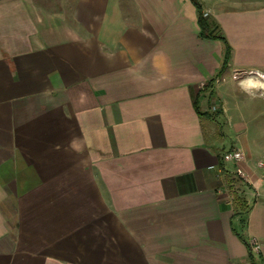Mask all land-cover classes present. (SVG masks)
Segmentation results:
<instances>
[{
  "label": "crops",
  "instance_id": "obj_1",
  "mask_svg": "<svg viewBox=\"0 0 264 264\" xmlns=\"http://www.w3.org/2000/svg\"><path fill=\"white\" fill-rule=\"evenodd\" d=\"M197 1L217 77L192 0H0V264H264V0Z\"/></svg>",
  "mask_w": 264,
  "mask_h": 264
},
{
  "label": "trees",
  "instance_id": "obj_2",
  "mask_svg": "<svg viewBox=\"0 0 264 264\" xmlns=\"http://www.w3.org/2000/svg\"><path fill=\"white\" fill-rule=\"evenodd\" d=\"M194 5L197 8V22L200 28V36L203 38H208V39H218L222 42L223 48H222V54H221V62H220V66L216 71V77L219 76L221 74V72L224 70V68L227 65V62L230 58V46L227 43L226 39L224 38L222 31L220 30L219 26L217 23H215L214 21L210 20L209 17L207 16V14L205 15L204 12L201 9V6L199 4V2L197 0H192ZM215 77L211 78L209 81L206 82V87H212L213 85V81H214ZM196 107V106H195ZM197 108V107H196ZM214 113L218 112L217 108L215 110H212ZM199 114H203L200 111H198ZM233 175V174H232ZM240 178L234 173L233 178H231L229 180V182L232 184L235 181H239ZM231 187L233 185H230ZM245 211H242V214ZM245 242L247 243V241L245 240ZM247 245L249 246V259L251 260L252 264H255L254 261V257H253V253L251 250L250 245L247 243Z\"/></svg>",
  "mask_w": 264,
  "mask_h": 264
},
{
  "label": "clouds",
  "instance_id": "obj_3",
  "mask_svg": "<svg viewBox=\"0 0 264 264\" xmlns=\"http://www.w3.org/2000/svg\"><path fill=\"white\" fill-rule=\"evenodd\" d=\"M241 75H243V79L240 78ZM236 79L241 91L246 93L250 99H256L257 93H259L260 97H264V73L249 70L237 74Z\"/></svg>",
  "mask_w": 264,
  "mask_h": 264
},
{
  "label": "built area",
  "instance_id": "obj_4",
  "mask_svg": "<svg viewBox=\"0 0 264 264\" xmlns=\"http://www.w3.org/2000/svg\"><path fill=\"white\" fill-rule=\"evenodd\" d=\"M204 14L206 15L207 13L204 12ZM237 74H239V73L234 74L235 78H236ZM216 108L217 107L214 105L212 107V110H215ZM221 158H222L223 163H233V162H237L239 160H242L243 159V153L238 148L232 147V148H229L228 150L224 151L222 153ZM218 171H221V168H219ZM235 171H236V174L241 175L240 169L237 168ZM252 245L255 249L258 248V244L256 242H252Z\"/></svg>",
  "mask_w": 264,
  "mask_h": 264
},
{
  "label": "rangeland",
  "instance_id": "obj_5",
  "mask_svg": "<svg viewBox=\"0 0 264 264\" xmlns=\"http://www.w3.org/2000/svg\"><path fill=\"white\" fill-rule=\"evenodd\" d=\"M237 80V79H236ZM235 202V201H234Z\"/></svg>",
  "mask_w": 264,
  "mask_h": 264
}]
</instances>
